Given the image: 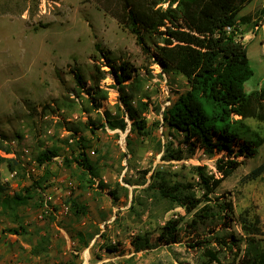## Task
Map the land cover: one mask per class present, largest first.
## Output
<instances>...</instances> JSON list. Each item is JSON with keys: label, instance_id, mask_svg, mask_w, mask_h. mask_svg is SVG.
Listing matches in <instances>:
<instances>
[{"label": "rangeland", "instance_id": "374dc122", "mask_svg": "<svg viewBox=\"0 0 264 264\" xmlns=\"http://www.w3.org/2000/svg\"><path fill=\"white\" fill-rule=\"evenodd\" d=\"M4 2L0 0V130L4 145L13 152L0 149V155L16 162L15 171L0 162L1 183L7 195L23 191L33 179H45L46 189L33 188L34 197L27 204L0 206V264H203L206 247L219 255L214 264H227L247 245L240 220L245 213L260 216L257 238L264 243V172L247 178L264 163V143L255 156H239L241 164L208 195L211 205L225 201L232 211L199 220L196 210L187 211L160 195L161 186L180 181L194 183L201 197L196 167L204 165L208 173L219 176L216 159L222 156L193 149L182 134L163 123L162 112L189 84L180 72H163L155 62L154 42L160 38L139 44L95 0H26L30 7L23 12ZM262 6L264 0H252L238 15L254 14ZM263 24L255 15L251 23L241 25L254 70L244 83L246 91L264 85ZM113 64L125 65L132 75L125 91L133 105L148 103L142 114L147 119L145 132L132 129L130 120L125 130L108 125L91 130L89 118L99 124L106 111L122 116ZM76 71L87 88L107 92L99 109L77 84ZM44 104L54 110L42 111ZM246 121L264 136V122ZM69 127H78L86 138L99 173L94 187H83L73 172L75 163L70 168L64 160L76 147ZM47 147H58L60 155L47 164L46 174L36 156ZM170 151L181 156L172 158ZM75 201L86 206L84 213H77ZM170 220L178 225L172 242L164 236ZM138 236L147 237L149 246L136 248ZM109 244L116 250H108Z\"/></svg>", "mask_w": 264, "mask_h": 264}, {"label": "trees", "instance_id": "16d2710c", "mask_svg": "<svg viewBox=\"0 0 264 264\" xmlns=\"http://www.w3.org/2000/svg\"><path fill=\"white\" fill-rule=\"evenodd\" d=\"M5 4H14L19 11H24L30 5L26 0H4ZM101 8L111 14L120 24L133 33L139 44L146 46L152 38L161 40L154 42L153 57L163 72L171 69L183 74L189 84V89L181 93L162 112L163 123L178 134L183 135L184 142L193 149H203L214 155L222 154L216 159L217 172L208 173L203 166L196 167L199 177L197 184L203 195L199 197L193 189L194 183L174 182L172 185L161 186L159 193L176 205L187 211L196 210L199 220H205L218 215L223 210L232 211L231 203L223 202L211 205L216 186L230 176L242 161L239 156L246 158L257 154L264 143L261 132L247 123V118H254L264 122V85L251 91H246L244 83L251 78L254 70L251 67L247 46L240 36L241 25L249 24L255 15L264 20V6L255 11L239 16V10L252 0H95ZM258 23V22H257ZM231 27L228 31L227 27ZM112 75L121 91L123 101L122 116L104 113V121L97 124L89 118V124L94 132L96 128L108 125L111 128L125 130L131 121L132 129L145 132L147 119L143 111L148 109L146 101H140L139 107L133 105L132 97L125 91V81L131 78V73L125 65H111ZM77 84L87 93L91 102L99 109L101 99L107 92L100 88H87L83 75L75 72ZM97 99L99 101H97ZM54 110L50 104H44L42 111ZM66 123V122H65ZM72 131L76 147H71L70 156L64 160L73 169L75 176L83 187H94L96 177H99L95 163L87 152L86 138L79 134L78 127H69ZM5 135L0 130V149L7 154L12 149L4 145ZM178 152L170 151L172 158H179ZM60 155L58 147L45 148L36 156L39 166H43L45 173H50L47 164ZM0 162H6L10 171H15L14 157L0 155ZM264 172V163L258 165L248 173V179H256ZM47 178V175L45 176ZM95 178V179H94ZM45 179H33L31 185L23 191L13 195L5 194L2 185L0 169V206L3 209L27 204L34 197L33 188L45 190L42 186ZM99 188H105L99 183ZM118 199L115 190L108 191ZM207 198V199H205ZM77 213H84L86 206L74 202ZM241 226L247 235L246 247L242 255L227 264H264V243L257 235L260 233V216L256 213L250 216L242 214ZM177 222L168 221L164 229V236L170 242L177 239ZM21 230L22 227H21ZM21 230L13 229L20 234ZM82 239V238H81ZM136 248L149 246L147 237H137ZM222 242H226L222 239ZM86 243V242H85ZM198 243L191 246L198 245ZM115 251L116 246L106 247ZM206 259L203 264H214L220 258L215 249L206 247Z\"/></svg>", "mask_w": 264, "mask_h": 264}, {"label": "built area", "instance_id": "2783aa9c", "mask_svg": "<svg viewBox=\"0 0 264 264\" xmlns=\"http://www.w3.org/2000/svg\"><path fill=\"white\" fill-rule=\"evenodd\" d=\"M227 30L230 31V30H231V27L228 26V27H227Z\"/></svg>", "mask_w": 264, "mask_h": 264}, {"label": "crops", "instance_id": "0c3cea01", "mask_svg": "<svg viewBox=\"0 0 264 264\" xmlns=\"http://www.w3.org/2000/svg\"><path fill=\"white\" fill-rule=\"evenodd\" d=\"M263 26H264V24H263ZM261 42L264 44V39H263ZM263 49H264V48H262V51H263Z\"/></svg>", "mask_w": 264, "mask_h": 264}]
</instances>
